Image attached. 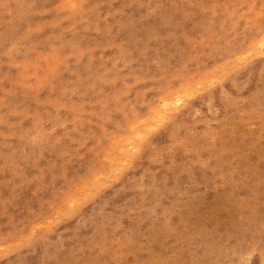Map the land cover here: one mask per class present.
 Returning a JSON list of instances; mask_svg holds the SVG:
<instances>
[{
  "label": "rangeland",
  "instance_id": "obj_1",
  "mask_svg": "<svg viewBox=\"0 0 264 264\" xmlns=\"http://www.w3.org/2000/svg\"><path fill=\"white\" fill-rule=\"evenodd\" d=\"M149 243L261 264L264 0H0V264Z\"/></svg>",
  "mask_w": 264,
  "mask_h": 264
},
{
  "label": "clouds",
  "instance_id": "obj_2",
  "mask_svg": "<svg viewBox=\"0 0 264 264\" xmlns=\"http://www.w3.org/2000/svg\"><path fill=\"white\" fill-rule=\"evenodd\" d=\"M79 4L84 5L88 3V0H78ZM99 6V5H98ZM163 79V78H161ZM154 91L164 94V86L162 85L160 88L154 89ZM165 98H168L165 96ZM155 103V101H153ZM143 115V113H141ZM136 117V113L129 112L126 117V121H134ZM122 134L128 135L131 134L128 130H123ZM101 140H105L104 137H101ZM85 155L88 156V159L81 158V164L84 168V176L96 175L98 173H107L109 168L113 165V162L119 158V149L117 147H113L108 144L105 140L104 143H97L91 152H85ZM79 180V176L77 174H73L72 177L65 176L63 178L64 184L68 185L71 191L78 190L77 182ZM127 182V181H125ZM107 183V182H106ZM111 187V185H109ZM121 189L119 186L112 188L111 193H105L102 200H108L111 197L117 196L120 194ZM169 241L164 239V244H168ZM176 243L179 244L181 241L179 239L176 240ZM243 243V238L241 235L237 236L236 240L232 241V244ZM163 246V245H162ZM172 249H175V245L170 246ZM230 247L228 249H220L221 258L219 260V264H225V259L227 257L224 256L225 252L230 253ZM119 252V255L123 257L122 259H115L110 252L105 253L102 251H94L90 264H178L176 260L173 258L179 255V249H175L171 251L170 255L158 256L154 254L152 250V245L149 243L147 245L144 244H126L123 246L122 250H116ZM188 249H185L187 252ZM191 254L186 255L183 260V264H196V260L194 258H190ZM200 264H206V261H201ZM230 264H238V257L231 258ZM261 264H264V253L261 255Z\"/></svg>",
  "mask_w": 264,
  "mask_h": 264
}]
</instances>
